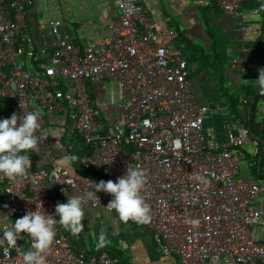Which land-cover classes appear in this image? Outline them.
Wrapping results in <instances>:
<instances>
[{"label":"built area","instance_id":"built-area-1","mask_svg":"<svg viewBox=\"0 0 264 264\" xmlns=\"http://www.w3.org/2000/svg\"><path fill=\"white\" fill-rule=\"evenodd\" d=\"M6 1L0 0V119L13 113L22 118L39 109L41 128L49 137L38 152L27 153L32 166L26 178L0 179V212L16 220L42 202L43 210L54 215L58 201L50 196V182L65 202L78 194L76 187L81 195L91 190L52 161L51 124L63 117V130L79 139L83 152H76L72 143L64 149L78 157L83 170H98L105 181H116L128 166L146 170L142 195L151 222L138 225L162 255L175 256L179 264H264V178L241 175L239 149L248 139L244 123L227 124L222 142L212 129L203 128L207 113L195 102L188 63L160 40L157 23L145 14L142 0H112L119 15L107 25L109 34L81 46L60 33V21L49 20L54 48L44 60L25 29V7L31 0ZM242 2L215 0L230 14ZM231 62L241 73L248 71L240 59ZM89 85L115 89L123 122L104 120L92 104ZM2 104L8 106L6 111ZM262 107L264 126V102ZM97 196L100 202L90 200L84 209L117 215L105 208L110 194ZM11 225L9 220L0 224V237ZM255 228L263 229L260 240ZM55 231L47 264H120L107 250L87 254L77 249L59 224ZM22 238L29 250L31 238ZM0 264H22V257L14 248L0 246Z\"/></svg>","mask_w":264,"mask_h":264},{"label":"crops","instance_id":"crops-1","mask_svg":"<svg viewBox=\"0 0 264 264\" xmlns=\"http://www.w3.org/2000/svg\"><path fill=\"white\" fill-rule=\"evenodd\" d=\"M10 1L13 0H7L5 4L8 5ZM142 6L145 14L157 23L160 40L169 44L173 51L179 52L186 59L195 102L199 107L205 108L207 113L203 128L212 129L216 140L222 142L225 126L231 124L230 106L226 101L221 100L217 75L211 69L202 67L207 62L204 57L207 56L208 60L215 59L221 65L225 64V62H221L224 60L223 57H226L230 62L235 58L240 59L248 71L241 73L238 65L234 67L231 65L229 68L231 73L227 74L229 70H225L224 81L230 83L237 90L247 91L251 100L254 95H258V99L261 94L256 79L259 75L258 70L264 68V0H243L241 7L231 14L224 13L218 8L215 0H142ZM25 10L26 32L31 36L34 49L43 60L48 58L54 48V38L47 28L49 20L60 21V33L67 35L73 44L81 46L94 38L107 36L109 34L107 25L119 15L112 0H31ZM253 10H257V14H252ZM174 12H176V18L172 16ZM197 41L202 43L211 55L201 53L204 61L199 70L192 74L190 72V65L194 61L192 58L199 54L198 51H203L201 47L195 46ZM41 51L44 52L41 53ZM258 60L263 63V67L256 64ZM106 90L101 91L97 85L88 86L93 106L104 111V116L103 114L102 116L107 119H104L105 121L109 123L123 122L125 113L117 108L116 103L114 104V100L116 101L115 89L108 86ZM262 99L264 102V96ZM241 100L247 101L246 98ZM243 116H245V120H248L245 113ZM244 119L237 118L240 122L234 126L240 125V123L245 124ZM254 122L256 121L254 120ZM63 123V117L56 118L50 129L53 140L51 158L54 163L58 164L60 158L67 154L64 149L67 143H72L76 152H83V146L79 139L74 134L64 131ZM247 142L252 143L254 152L249 154L243 149L239 151L241 161L244 160L246 163L242 165L241 175L259 179L252 174L249 163L258 153L261 142L256 137L253 140L247 139ZM261 149L264 151L263 147ZM74 162L69 166H62L69 170L79 184L86 183L83 179L89 178L78 174ZM89 180L100 181L101 179L97 177ZM84 211L86 214L82 221L84 231L79 235H73L66 231L77 249L87 254L107 250L110 255L119 258L120 264H179L175 256L158 255L155 251L156 246L148 233L135 223L137 227L134 230H130L132 226L126 224L120 228H113L115 237L112 248H107L102 244L95 250H87L84 247L86 242L83 235L92 232L94 227L96 232L100 233L97 219L106 216L107 212L94 209H84ZM8 220L12 224L15 223L13 215L0 212V224ZM105 223L108 224V221ZM254 233L260 240L263 229L255 228ZM17 246L23 251L28 250L23 238L17 241ZM111 249L119 254L115 255Z\"/></svg>","mask_w":264,"mask_h":264},{"label":"clouds","instance_id":"clouds-1","mask_svg":"<svg viewBox=\"0 0 264 264\" xmlns=\"http://www.w3.org/2000/svg\"><path fill=\"white\" fill-rule=\"evenodd\" d=\"M258 71L256 82L260 94L264 95V68ZM41 117V111L36 109L24 113L22 118L13 113L10 118L0 119V179L8 178L19 182L29 175L32 163L27 153L38 152L39 144L49 137L47 130L41 128ZM38 132L40 135H37ZM77 159L78 157L74 155L65 154L60 158L59 164L69 166ZM83 181H86L83 183L85 187L91 190L81 195L76 187L78 194L68 196L66 203H57L54 215L47 214L43 210L42 202H38L35 211H27L11 226H5L0 237V246L14 248L21 255L22 264H47V254L56 237L55 226L59 224L73 235L83 232L82 221L86 217L84 205L93 199L99 201L98 192L111 195L112 199L105 208L108 211L114 210L121 222L133 221L137 224L151 222V209L142 195L147 183L146 170L139 166L134 168L128 166L126 173L116 181L100 180L98 183L89 179ZM65 194L67 195L66 190ZM22 234L31 238V248L28 251H23L17 246ZM104 241L105 234L102 231L99 242L102 245Z\"/></svg>","mask_w":264,"mask_h":264},{"label":"rangeland","instance_id":"rangeland-1","mask_svg":"<svg viewBox=\"0 0 264 264\" xmlns=\"http://www.w3.org/2000/svg\"><path fill=\"white\" fill-rule=\"evenodd\" d=\"M172 16L176 18V12H174V14ZM176 20L178 21L179 19H176ZM195 46L201 47L203 51H198L199 54L193 56V58H192V60H194L193 63H191V65H190V72L192 74H194L195 72H197V70H199V67H201V65H202V63L204 61V59L201 57V53L204 54V55H208V56L211 55L210 51H208L205 48V46L202 43H200L199 41L195 42ZM223 59L224 60H222L221 62H225V64L221 65V66L223 68V73H224V77H225V75H226V71L225 70L226 69L229 70V72L227 74L231 73L229 68L231 67L232 63L226 57H223ZM255 60H256V58H255ZM216 62L218 63L219 61H216ZM256 64L258 66H260V67H263L262 66L263 63L260 60L256 61ZM213 68L214 67L212 65L209 66V69L212 70ZM63 83H64L65 87L68 88L69 82L64 80ZM217 83H218V89L220 91L219 93L222 96L221 100L226 101L228 103V105H229V100H230V97H231V99H233L235 101L236 110H238L239 112L242 111L244 107H247L249 105V103L251 102V100H250L251 97L250 96L248 97V95H247L248 92L247 91L237 90L234 87H232V85L230 83H226L223 80H222V84H221V82H219V80H217ZM106 92H107V90H106ZM263 96L264 95H259V98L257 99L256 103L253 104V111H254L253 116H254V120L256 122L257 121H259V122L261 121L262 112H263V107H262L263 106V99H262ZM243 98L247 99V103L248 104H246V105L242 104V100L241 99H243ZM108 102H110V101L108 100ZM115 103H116V101L114 100V104ZM231 112L232 113H229L231 115V117H232L231 118V124L234 126L235 124H237L240 121L237 120L238 117H236L234 111H231ZM101 113L103 114L104 111H101ZM103 116H104V114H103ZM105 120H107V119H105ZM234 127H236V126H234ZM243 150H245L249 154H252L254 152V147H253L251 142L250 143L247 142L243 146ZM241 152H243V151H241ZM241 156H243V155L241 154ZM241 163H242V165L246 164L244 160H242ZM105 215L106 216H102L103 218L101 217V218H98L97 220H98V224H99L98 228H100V230H101L100 233L103 231L104 234H105V241H104L103 245L106 246L107 248H112V245H113V239L115 237L113 228H117V227L120 228L121 226H123L125 224L127 226L128 225L132 226V228L130 230H134L137 227L136 225L132 224L131 222H127V223L121 222L119 220V218L114 217L113 214L105 213ZM105 221H108V224H106ZM100 233L96 232V229L94 227L92 232L90 231L88 234L83 235V238H84V240L86 242V244H84V247L87 250H95L96 247H100V245H101L100 242H99ZM155 251H156V253L158 255L161 254L157 247H156Z\"/></svg>","mask_w":264,"mask_h":264},{"label":"trees","instance_id":"trees-1","mask_svg":"<svg viewBox=\"0 0 264 264\" xmlns=\"http://www.w3.org/2000/svg\"><path fill=\"white\" fill-rule=\"evenodd\" d=\"M204 58H205V60H207V62L204 63L202 67L209 68V66L212 65L214 67L213 68L214 70L212 69V71L217 75L219 82H221V84H222V80L224 81V73H223V68H222L221 64L217 63L216 62L217 60H215V59H213L211 61L208 60L207 56H205ZM34 65H36V63H34ZM257 96L258 95H254L253 100L250 99L251 102L249 103V105L247 107H244L243 110L240 112L238 110H236L235 101L233 99H231V97L229 100V106H230V110L234 111L236 117H238L239 119H244L245 116H243V113L246 114V119L248 117V120L244 119V121H245L244 129L248 133V137H247L248 140H253V138L256 137L261 142L258 153L255 155L254 158H252L253 160L249 164H250L251 172L255 177L264 178V151H262V149H261L262 147L264 148V126L261 122H258V123L254 122V116H253V113H254L253 104L256 103ZM246 104H248L247 101H246ZM246 104H244V105H246ZM1 108H2V110L6 111V109H8V106L6 104H2ZM242 149H243V147L240 148L239 151ZM74 164L77 168V172L79 175H81L85 178H89V179H94V178L99 177L101 180L105 181L104 177H102L100 175L98 170H83L82 168L79 167L77 162H74ZM46 169H48L50 171L49 166H47ZM49 193H50V196L52 198H54L58 201V203H66L63 199L57 197L56 191L54 190L52 182H50ZM114 216L118 218V215H114ZM129 222H131V221H129ZM131 223L134 224L133 222H131ZM60 227H62V226H60ZM111 250L116 255L117 251H115L113 249H111ZM118 254L119 253H117V255Z\"/></svg>","mask_w":264,"mask_h":264}]
</instances>
